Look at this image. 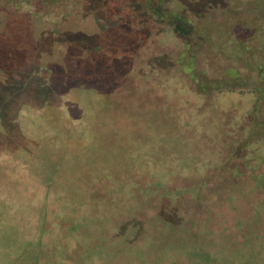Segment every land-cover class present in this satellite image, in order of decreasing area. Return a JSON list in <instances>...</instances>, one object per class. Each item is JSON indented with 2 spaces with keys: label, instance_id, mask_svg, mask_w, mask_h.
I'll return each instance as SVG.
<instances>
[{
  "label": "rangeland",
  "instance_id": "obj_1",
  "mask_svg": "<svg viewBox=\"0 0 264 264\" xmlns=\"http://www.w3.org/2000/svg\"><path fill=\"white\" fill-rule=\"evenodd\" d=\"M147 2L4 41L0 264H264V0Z\"/></svg>",
  "mask_w": 264,
  "mask_h": 264
},
{
  "label": "trees",
  "instance_id": "obj_2",
  "mask_svg": "<svg viewBox=\"0 0 264 264\" xmlns=\"http://www.w3.org/2000/svg\"><path fill=\"white\" fill-rule=\"evenodd\" d=\"M133 1V0H132ZM131 0H103V5H106L107 8L111 9L110 13L114 14V11L117 8H124L129 10ZM147 5L150 0H144ZM93 9L92 0H0V79H4L3 82V102H0V109L3 108L6 103L5 96L10 93L12 90L13 78L11 77L14 73V69L21 68L23 65L30 60L28 59L27 53H24V48L20 45L15 44L14 48L17 49L15 53L10 56H6V44L4 43L10 36L20 33L21 24L23 20L29 19L32 23H38L42 28L43 32L46 33L48 38H66L67 30H76L78 31L79 27L86 23L87 20L86 14ZM119 9V10H120ZM120 11H116L114 15L119 14ZM128 13V12H127ZM68 32V31H67ZM62 43L59 41H51V46L53 54L55 50H59L62 47ZM245 49V48H244ZM263 50V48H260ZM1 50L5 58L1 57ZM246 50V49H245ZM22 51V53H21ZM19 58V59H18ZM261 60V59H260ZM15 62L14 64H11ZM262 68L264 62H262ZM9 88L10 91L7 93L6 89ZM1 94V95H2ZM4 111V110H2ZM3 117L6 121H9L7 115L0 113V118ZM3 131V130H2ZM5 133V151L13 152L20 154L23 158L27 157V160L30 159V153H28L23 147V139L19 137L12 129L4 130ZM1 136V135H0ZM34 141V140H33ZM38 141V140H37ZM17 146L19 149L13 150L9 146ZM239 147V152H244L245 149ZM8 149V150H7ZM23 149V150H22ZM246 154L248 152L246 151ZM247 155L244 156L246 158ZM243 157L238 159L234 158V162L238 164H243ZM248 163V168L252 164ZM230 170H235V167L229 168ZM247 171V169H245ZM247 174L245 173L244 176ZM259 175L261 181L264 177V170L256 172L254 177ZM257 180V178H254ZM264 187V182L261 183L260 188Z\"/></svg>",
  "mask_w": 264,
  "mask_h": 264
},
{
  "label": "flooded vegetation",
  "instance_id": "obj_3",
  "mask_svg": "<svg viewBox=\"0 0 264 264\" xmlns=\"http://www.w3.org/2000/svg\"><path fill=\"white\" fill-rule=\"evenodd\" d=\"M246 49V48H245Z\"/></svg>",
  "mask_w": 264,
  "mask_h": 264
}]
</instances>
